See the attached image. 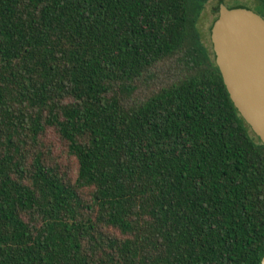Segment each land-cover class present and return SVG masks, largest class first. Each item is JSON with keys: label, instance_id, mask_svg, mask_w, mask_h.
<instances>
[{"label": "trees", "instance_id": "1", "mask_svg": "<svg viewBox=\"0 0 264 264\" xmlns=\"http://www.w3.org/2000/svg\"><path fill=\"white\" fill-rule=\"evenodd\" d=\"M206 2L0 0V264L262 263L264 144Z\"/></svg>", "mask_w": 264, "mask_h": 264}, {"label": "water", "instance_id": "2", "mask_svg": "<svg viewBox=\"0 0 264 264\" xmlns=\"http://www.w3.org/2000/svg\"><path fill=\"white\" fill-rule=\"evenodd\" d=\"M211 40L235 107L264 144V18L221 4Z\"/></svg>", "mask_w": 264, "mask_h": 264}, {"label": "rangeland", "instance_id": "3", "mask_svg": "<svg viewBox=\"0 0 264 264\" xmlns=\"http://www.w3.org/2000/svg\"><path fill=\"white\" fill-rule=\"evenodd\" d=\"M224 1L227 6H234L238 4L246 5L248 7H255L256 0H207L205 9L198 23V28L202 34L204 44L210 49H213L211 40V29L215 20L219 14L217 8H219L221 2ZM170 69L168 66H162L155 71L157 77L166 78L168 77ZM50 138H53V134H50ZM74 166V164H73Z\"/></svg>", "mask_w": 264, "mask_h": 264}, {"label": "flooded vegetation", "instance_id": "4", "mask_svg": "<svg viewBox=\"0 0 264 264\" xmlns=\"http://www.w3.org/2000/svg\"><path fill=\"white\" fill-rule=\"evenodd\" d=\"M216 21V20H215ZM215 23V22H214ZM214 25V24H213Z\"/></svg>", "mask_w": 264, "mask_h": 264}]
</instances>
